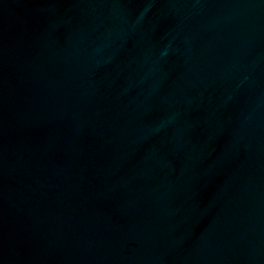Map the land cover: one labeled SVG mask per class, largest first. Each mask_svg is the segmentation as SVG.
<instances>
[{
	"label": "water",
	"instance_id": "obj_1",
	"mask_svg": "<svg viewBox=\"0 0 264 264\" xmlns=\"http://www.w3.org/2000/svg\"><path fill=\"white\" fill-rule=\"evenodd\" d=\"M0 264H264V0H0Z\"/></svg>",
	"mask_w": 264,
	"mask_h": 264
}]
</instances>
